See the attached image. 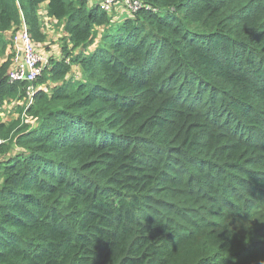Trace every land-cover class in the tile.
<instances>
[{
    "label": "trees",
    "instance_id": "1",
    "mask_svg": "<svg viewBox=\"0 0 264 264\" xmlns=\"http://www.w3.org/2000/svg\"><path fill=\"white\" fill-rule=\"evenodd\" d=\"M45 3L70 60L50 59L10 122L27 84L0 62V264H218L257 234L264 247V0H141L122 20L87 0H0V57L22 22L46 40ZM199 204L251 233L219 256Z\"/></svg>",
    "mask_w": 264,
    "mask_h": 264
},
{
    "label": "rangeland",
    "instance_id": "2",
    "mask_svg": "<svg viewBox=\"0 0 264 264\" xmlns=\"http://www.w3.org/2000/svg\"><path fill=\"white\" fill-rule=\"evenodd\" d=\"M126 12L127 11L124 7L119 6L112 10L110 15H116V19L122 20L124 18L123 16L128 15ZM42 28L46 32V40L42 43H36L37 50L43 55L49 56L50 59L52 58L59 60L58 49H61L63 54L64 51H70V47L68 46L67 41L65 42L66 34L62 32V24L58 23L57 21L54 23L47 22L45 24L43 22ZM14 35V32L7 33V39H9V44L6 47L4 55L0 57V62H5L8 59L11 60L9 72L14 68L16 60L19 57L18 52H16L14 50L15 48L11 46V40ZM43 49H46V51ZM90 49L92 50L93 47H90ZM79 51L80 49H77L73 52V54L77 55L80 53ZM47 52H49V54H47ZM66 59H68V61L70 60L69 57H67ZM82 78L83 75L80 68V64L72 62L71 71L68 74V79H75L81 81ZM48 83L52 82L49 81ZM20 107V105L15 104L12 101H5L2 108V121L10 122L11 120L15 119L17 116V111ZM16 151V149L11 148L8 152V155H15L17 153ZM3 157L4 155H0V160H3ZM195 209L202 215V225H206L207 227L213 226L208 230H204L203 232L204 234H208L211 232V230L213 231L215 238L209 240L208 247L215 249L219 253V256L227 252L231 246L237 245L245 237H247L245 236V234L247 233V231H250L251 233V227L254 225L250 221H240L237 219L229 218L230 214L225 215L227 221H224V219L220 217L224 214L220 213L226 212H224L218 206H212L210 208H207L206 210V207L203 206V204H199L195 207ZM240 248L241 250L239 252L238 250H236L235 252H233V254H231L230 258L224 257V259H221L218 264H251L253 262L258 261L261 257L264 258V256H262L264 254V247L261 246L259 234H257L252 245L244 246V244H242ZM262 261L264 260H259L258 264L262 263Z\"/></svg>",
    "mask_w": 264,
    "mask_h": 264
},
{
    "label": "built area",
    "instance_id": "3",
    "mask_svg": "<svg viewBox=\"0 0 264 264\" xmlns=\"http://www.w3.org/2000/svg\"><path fill=\"white\" fill-rule=\"evenodd\" d=\"M95 3L100 11L110 15L112 10L122 6L128 15L135 14L142 6L141 0H87ZM11 46L18 52V59L14 68L8 73L11 83H26V96L23 100L15 102L20 106H29L33 102L35 91L34 83L49 66L50 58L37 50L36 43L33 41L28 27L21 23L11 40ZM68 62V59L66 60ZM2 141H0V144Z\"/></svg>",
    "mask_w": 264,
    "mask_h": 264
},
{
    "label": "crops",
    "instance_id": "4",
    "mask_svg": "<svg viewBox=\"0 0 264 264\" xmlns=\"http://www.w3.org/2000/svg\"><path fill=\"white\" fill-rule=\"evenodd\" d=\"M46 9H47V3H45V4H43L42 6H41V9H40V11H39V16H40V21H41V25H43V22H44V24L45 23H47V22H56V21H54V20H52V19H49V18H47V16H46ZM42 31H43V33H44V35L46 34V32L43 30V28H42ZM62 31V30H61ZM63 32V31H62ZM64 33V32H63ZM66 38H67V36H66ZM43 50H45L46 51V49H43ZM47 54H49V52H47ZM58 56H59V58H64L65 56L63 55V53H62V50L61 49H58Z\"/></svg>",
    "mask_w": 264,
    "mask_h": 264
}]
</instances>
